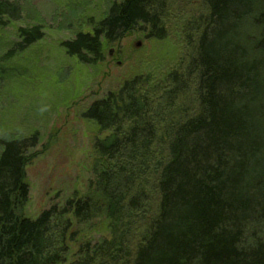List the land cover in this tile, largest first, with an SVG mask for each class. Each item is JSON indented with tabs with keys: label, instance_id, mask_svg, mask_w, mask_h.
<instances>
[{
	"label": "trees",
	"instance_id": "obj_1",
	"mask_svg": "<svg viewBox=\"0 0 264 264\" xmlns=\"http://www.w3.org/2000/svg\"><path fill=\"white\" fill-rule=\"evenodd\" d=\"M177 6L113 1L91 32L61 45L94 62L137 27L162 40ZM189 6L182 62L126 79L83 112L106 133L93 143L84 195L28 217L25 168L38 133L0 140V264L65 263L71 217L102 218L109 237L80 244L69 264H264V0ZM20 15L0 0V25ZM17 35L3 58L40 40L42 26Z\"/></svg>",
	"mask_w": 264,
	"mask_h": 264
},
{
	"label": "rangeland",
	"instance_id": "obj_2",
	"mask_svg": "<svg viewBox=\"0 0 264 264\" xmlns=\"http://www.w3.org/2000/svg\"><path fill=\"white\" fill-rule=\"evenodd\" d=\"M10 1L20 6L21 15L4 17L0 25V140L38 133L33 149L38 154L25 168L29 193L24 211L35 218L52 205L62 207L67 199L84 195L94 178L93 143L106 133L83 116L85 109L134 75L163 74L182 62L187 49L183 24L194 14L189 6L194 0H173L180 13L173 10L164 39L148 38L137 27L104 43L102 58L94 62L78 60L61 44L79 31L91 32L110 4L122 0ZM35 24H41L43 37L3 58L18 41V28ZM71 222L74 239L66 241L63 264L77 258L80 244L109 237L102 218L78 223L71 217Z\"/></svg>",
	"mask_w": 264,
	"mask_h": 264
}]
</instances>
